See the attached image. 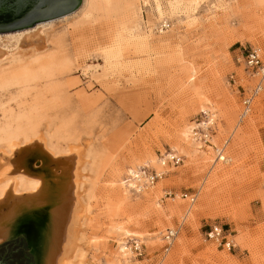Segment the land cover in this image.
<instances>
[{
    "label": "rangeland",
    "instance_id": "1",
    "mask_svg": "<svg viewBox=\"0 0 264 264\" xmlns=\"http://www.w3.org/2000/svg\"><path fill=\"white\" fill-rule=\"evenodd\" d=\"M167 1L80 0L62 17L0 32V172L30 157L27 145L80 152L81 256L71 264H264V81L240 118L242 94L257 82L242 53L256 46L264 57V0ZM208 115L209 145L190 134L178 151L180 131L201 130ZM159 159L166 172L152 187L119 194L129 168L151 171ZM17 182L20 193L32 187ZM43 216L22 215L0 248L24 234L41 264ZM213 225L236 246L207 238Z\"/></svg>",
    "mask_w": 264,
    "mask_h": 264
},
{
    "label": "bare ground",
    "instance_id": "2",
    "mask_svg": "<svg viewBox=\"0 0 264 264\" xmlns=\"http://www.w3.org/2000/svg\"><path fill=\"white\" fill-rule=\"evenodd\" d=\"M155 1H156L155 3L157 9H159L160 3L158 4V0ZM167 2H169L172 5L175 3H179L180 1L168 0ZM64 15H61L59 17H62ZM52 19H48V20H52ZM48 20H44V21H48ZM253 47L259 51L261 58L264 60L260 48L256 46ZM242 57H243L244 69L246 70V72L250 74L249 72L250 70H248L245 67V58L243 54ZM250 75L252 77L257 78V82L253 87L250 88V90L255 89L258 86V83H260L258 87L261 88L258 89L259 90L257 92L258 94L262 89L264 76L260 73L259 74L252 73ZM193 80H194V73H191V75H189V77L187 78V83L191 84ZM252 102L248 107L249 108L248 111L245 113L243 111V106L241 107L240 118L244 117L250 112ZM241 104H242V99H241ZM204 105L205 104H201L199 106L200 110L205 111V113H207V110L205 109ZM213 124H214L213 118L209 116L207 117L206 122L204 121L201 122L202 125L201 130H195L193 125L185 126V128L180 131V141L176 145L177 150L182 151L184 149L182 147V143L187 141V139L190 137L189 136L190 134L192 140L195 139L199 141L200 143L199 147L205 146L206 144H208V142L210 143L212 139L211 131L213 128ZM204 134L207 136V141L202 140V136ZM42 145L43 143L36 145L38 147L35 149L33 148V150L29 149L30 146L27 145L25 149L28 152L31 151V153H29L30 157L27 158L24 157L22 159L21 156L22 154H20L19 156L20 163L17 164L14 170H11L10 172L7 169L9 168L12 169V168L10 166L8 168V166H5L6 164L5 165L2 164L4 165V168L7 167V169L3 168L4 170L7 171L3 172L4 170H1L0 172V183L4 184L0 196V201L1 200L3 201L4 199V202L7 204L8 211L5 213H1V209H0V243L6 240L8 237L9 238L11 237L14 226L16 225V221L17 219L19 220V218L22 217V215L26 213L43 212L45 218L43 219L44 231L42 233L43 252H42L41 264H71L75 258L81 256L78 240L80 239L79 227L83 216L82 215L83 208L79 199V195H81L79 194L81 173H79L77 169V167L80 166L81 164L78 163L80 160L77 159L78 157H80L79 156L80 152L78 151L79 155L77 156L76 155L77 151L75 153V151H72L71 149V151L69 150V152H67L65 155L62 156L60 155V157L58 156L54 157L45 148V146ZM12 146H15V144H13ZM199 147L195 145H191L193 152L198 150ZM224 149H225V145L215 148L214 150L216 152L215 158L218 161H226V155L224 153ZM172 156L173 154H167L164 157H172ZM60 158L64 159V162L58 164L60 166L59 167L60 170H57L56 167L51 166L50 164H54L55 162L57 164ZM36 160H39L40 164L37 168H35V173H34L29 171V167L30 165L34 167L36 165L35 163ZM159 165L160 168H155L152 166L151 168L157 170L158 174L161 175L160 178H162L163 173L166 172L164 170V167L166 166V160L159 159ZM145 167L147 166H140L136 169L134 168L128 169L127 172L129 174L125 178L126 180H122L121 182L122 189L119 193L121 196L125 195L128 189L133 190L137 193H141L147 191L149 189L148 187H152L154 185V183L151 185L143 184L144 179L142 174H143V168ZM66 169L67 171L65 172ZM261 176H262L261 177V186H262V178L264 176V170L262 171ZM18 179H21L23 180V182L28 183L32 186L31 188H29V190H26L24 194L20 193L16 189ZM193 199H194L193 197H190V201H193ZM120 227H121L120 225H117L115 227V230L118 231ZM170 230L174 232V235L171 239V244H172L173 238L175 237L177 231L176 229L170 228L166 231L164 236L168 234ZM128 236H131L134 239H138V240L143 238V236L135 232L131 233ZM135 242L139 244L138 241ZM124 248H125L124 245L121 246V250H123Z\"/></svg>",
    "mask_w": 264,
    "mask_h": 264
},
{
    "label": "water",
    "instance_id": "3",
    "mask_svg": "<svg viewBox=\"0 0 264 264\" xmlns=\"http://www.w3.org/2000/svg\"><path fill=\"white\" fill-rule=\"evenodd\" d=\"M79 3L80 0H0V32L15 31L57 18L74 10ZM1 255H11V264H35L24 234L1 247Z\"/></svg>",
    "mask_w": 264,
    "mask_h": 264
},
{
    "label": "built area",
    "instance_id": "4",
    "mask_svg": "<svg viewBox=\"0 0 264 264\" xmlns=\"http://www.w3.org/2000/svg\"><path fill=\"white\" fill-rule=\"evenodd\" d=\"M167 27V26H166ZM243 56L245 58V67L250 70V74H262L264 76V60L261 58L259 51L255 49L253 46H249L248 48H245L243 51ZM260 83H258V86ZM256 87L255 89H251L247 92H244L242 94V106H243V111L244 113L248 111V107L250 106L254 96L257 94L259 91L258 89L261 87ZM203 141H207V136L204 134L202 136ZM179 159L176 157L172 158V162L176 163L178 162ZM143 184L144 185H151L153 184L158 178H160V174L156 170H151V171H143ZM262 187L264 188V176L262 178ZM207 238L213 239L220 244H222L223 247H225L227 250H231L236 246L234 241L229 238V234H225L223 232V229L218 226V225H213L209 227V229L205 232ZM174 235L173 231H169L168 234L164 236L165 240V247L164 250L167 251L168 247L171 245V239ZM133 250L136 252L137 255L143 254L142 248L140 244H137V242L134 243L133 245Z\"/></svg>",
    "mask_w": 264,
    "mask_h": 264
},
{
    "label": "flooded vegetation",
    "instance_id": "5",
    "mask_svg": "<svg viewBox=\"0 0 264 264\" xmlns=\"http://www.w3.org/2000/svg\"><path fill=\"white\" fill-rule=\"evenodd\" d=\"M0 261H2L3 264H11L12 256L11 255H1Z\"/></svg>",
    "mask_w": 264,
    "mask_h": 264
}]
</instances>
